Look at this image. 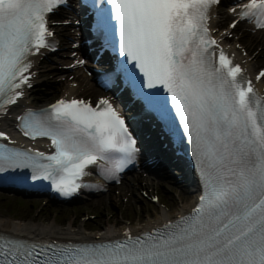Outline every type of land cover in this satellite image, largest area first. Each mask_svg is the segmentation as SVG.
<instances>
[{"label":"snow or ice","instance_id":"obj_1","mask_svg":"<svg viewBox=\"0 0 264 264\" xmlns=\"http://www.w3.org/2000/svg\"><path fill=\"white\" fill-rule=\"evenodd\" d=\"M107 2L121 54L148 88L170 93L199 163L203 194L188 216L114 244L40 248L0 237V264H264V98L223 49L218 64L210 50L217 41L207 21L220 0ZM64 3L0 0V108L24 95L22 85L31 86L29 57L51 46L47 17ZM238 15L264 29V0H249ZM99 103L98 109L61 99L19 117L26 136L50 138L55 151L32 154L0 144V172L32 168V180H49L65 195L78 191L86 168L99 161L111 164L98 166L116 179L139 149L120 112L107 99Z\"/></svg>","mask_w":264,"mask_h":264},{"label":"rangeland","instance_id":"obj_2","mask_svg":"<svg viewBox=\"0 0 264 264\" xmlns=\"http://www.w3.org/2000/svg\"><path fill=\"white\" fill-rule=\"evenodd\" d=\"M261 62L258 64H261ZM56 63V60L48 62L49 68L44 73V81H48L53 77ZM53 94H55V91L52 90V86H44L41 83L33 87L30 95L34 101L38 100L36 96H41L43 102L48 101L47 99L51 98ZM136 183L137 180L127 179L120 184H115L106 192L96 193L92 197L82 199L74 198L63 203L49 199L44 200V195L38 197L35 195H21L20 193H7V191L0 189V217L23 219L28 220L30 223L53 222V229L60 228L58 229L60 231L62 228L72 225V227H79L84 231L96 233L105 226H121L124 221L128 220L126 217L132 219L135 225H139L148 220L150 221V218L158 215L163 207L172 211L176 206L183 203L181 190L188 189L187 186L180 187L181 184L176 180H173L169 185L159 183L157 186L158 191H160L162 199L165 201V205L161 206L159 203L145 198ZM141 185L145 187V185ZM85 212H92L93 214L82 218ZM85 227L95 229L90 231Z\"/></svg>","mask_w":264,"mask_h":264},{"label":"bare ground","instance_id":"obj_3","mask_svg":"<svg viewBox=\"0 0 264 264\" xmlns=\"http://www.w3.org/2000/svg\"><path fill=\"white\" fill-rule=\"evenodd\" d=\"M234 2V1H233ZM233 2H230L227 6L226 9H222L221 6H219V12H218V15L215 16V18H211L212 23L214 25L216 24H220L223 22V20L225 19V17L229 14V13H232L229 10V6L233 4ZM235 13H232V15L234 16ZM73 24V23H72ZM59 27V26H58ZM72 32L71 30L69 31V33ZM243 36L245 39H259L260 41L264 38V29H255V31L253 30H246L244 32H242ZM245 33V34H244ZM264 52V43H263V46L262 48H259L258 51H256L253 55V57H251L249 59V63L251 64V66L255 67V66H258L257 63H259V60L262 59L261 58V54H263ZM260 58V59H259ZM247 60V59H246ZM248 62V60H247ZM75 72L77 73L76 77L79 78V80H84L87 82V83H90V81H88V77L86 75V72H84L83 70H81L78 67H75ZM75 78V76H74ZM85 82V83H86ZM85 84L84 87H85V91L90 89L92 87V84ZM65 84V87L68 85V87L70 88V91H75L77 90L79 87L77 85H73V84H68L67 81L64 83ZM135 178V176L133 177ZM160 180V178H156L155 179V182L156 184L158 183V181ZM197 185V183L193 180V181H190L189 184L187 185V188L188 189H183L181 190V199L183 201V203H181L180 206H178V208H186V207H189L191 206L192 202L195 201V192H196V189L194 188V186ZM168 211L166 210H161L159 212V214L157 215L159 218H162V216H165L167 215ZM157 217V218H158ZM0 226H4V227H8L10 228L11 230L13 229L14 231H24V232H30V233H42V232H51V230L54 228L53 227V222L51 223H48V222H44V221H41L40 222H32L30 223L28 220H18V219H13V218H4V217H0ZM57 231H59L60 233L62 234H72V235H87V236H101V235H106L107 233H110L112 231L115 230L114 226H105V227H102L100 228L98 231L95 232H88V231H84L83 229H80L79 227H72V225H69V226H66V228H62V230H58L56 229Z\"/></svg>","mask_w":264,"mask_h":264}]
</instances>
